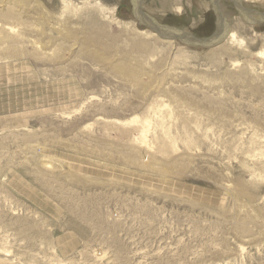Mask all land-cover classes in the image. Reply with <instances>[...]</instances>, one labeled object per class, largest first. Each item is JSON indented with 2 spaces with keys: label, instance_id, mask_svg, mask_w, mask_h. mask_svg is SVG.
<instances>
[{
  "label": "rangeland",
  "instance_id": "rangeland-1",
  "mask_svg": "<svg viewBox=\"0 0 264 264\" xmlns=\"http://www.w3.org/2000/svg\"><path fill=\"white\" fill-rule=\"evenodd\" d=\"M101 2L97 44L61 0L14 6L22 40L0 20V264H264V24L223 0L219 45L158 37L140 56L131 0ZM210 2L143 10L208 38Z\"/></svg>",
  "mask_w": 264,
  "mask_h": 264
},
{
  "label": "bare ground",
  "instance_id": "bare-ground-1",
  "mask_svg": "<svg viewBox=\"0 0 264 264\" xmlns=\"http://www.w3.org/2000/svg\"><path fill=\"white\" fill-rule=\"evenodd\" d=\"M245 1L246 3H252L253 1H257V0H243ZM19 3H23V0H13L11 1V3H9V5L7 3L4 2V0H1L0 2V20H1V23H3V27L6 28V30L8 31V34L15 37V38H22L21 35L19 34L20 32H18L19 30H17L18 26L20 25H25L26 24V20H25V17H23V14H26V13H21L16 11V8L17 6L15 7L14 9V6L17 4L18 7L19 6ZM61 3L63 5V9H62V15L64 16L65 13L67 12H70L72 14H74L75 16H78L79 14L81 15L80 17H84L86 19V29L88 31V33H90V35L92 34V38H89L88 41L89 43H94V44H97L95 42V38H97V36H99V31L100 30V27L101 25H99L100 23H97L96 21L97 20V16L98 15H101L102 17H107V16H104L103 13L106 11V9L104 8V5L102 4L101 0H82L80 6L79 5H76V3H74L72 0H61ZM206 5L209 6V2L206 1ZM11 4V5H10ZM24 4H25V1H24ZM212 4V3H211ZM25 6V5H24ZM27 6V5H26ZM213 6V5H212ZM204 7V6H203ZM209 8V7H207ZM79 9H86L85 12H80L81 10ZM22 10V9H21ZM29 10V9H28ZM110 10V9H109ZM115 10L116 8H113L111 10L112 12V21H117V18L114 19V14H115ZM206 10V9H205ZM145 11V10H144ZM25 12V11H24ZM80 12V13H79ZM177 12L178 13H181L182 12V8L178 6L177 8ZM210 12V11H209ZM106 13V12H105ZM28 14V12H27ZM36 14V13H35ZM110 14V13H109ZM26 16V15H25ZM61 16V18L63 17ZM108 18V17H107ZM79 19V18H78ZM30 21V19H28ZM93 20V21H92ZM10 21L14 22V24L16 23L18 26L16 25H10L8 23H10ZM31 23V22H30ZM120 23V22H119ZM134 24V23H133ZM82 25V24H81ZM26 26V25H25ZM83 26V25H82ZM109 26V25H108ZM258 26V25H257ZM256 26H252L251 28L252 29H255ZM260 27V26H259ZM20 29V28H19ZM258 29V28H257ZM5 30V29H4ZM83 30V29H81ZM95 30V32H94ZM85 31V30H84ZM2 32V31H1ZM72 32H76V31H72ZM79 32V31H78ZM189 32V31H188ZM77 34V33H76ZM79 34V33H78ZM86 34V33H85ZM96 34V36H94ZM12 37V38H13ZM73 37V36H72ZM159 36L156 34V33H153V32H149V31H142L141 32V36H138L131 41V45H132V49L135 51L133 53H136L137 52V55H142V54H147V53H144L145 52V48H148L150 49V43L147 41L145 42V40H157ZM3 38V37H2ZM133 38V37H132ZM22 40V39H21ZM144 40V41H143ZM14 41V39H13ZM159 41V39H158ZM170 44L172 45L173 43H176V41L174 42L173 40H169ZM6 42L2 43L1 45L5 44ZM23 43V41H22ZM125 43V41H124ZM229 43H231L232 45H239V46H243V44H245V41L244 39H242L238 33L236 31H233V32H230L229 34ZM129 44V43H128ZM127 42H126V45L128 46ZM41 46V45H40ZM152 46V45H151ZM226 46V45H225ZM3 47V46H2ZM80 47V46H79ZM122 47V46H121ZM154 47V46H153ZM5 48V47H4ZM3 48V49H4ZM120 48V47H119ZM173 48V47H171ZM178 48V47H177ZM79 49V48H78ZM125 49V48H124ZM130 51H131V48L129 47ZM152 49V48H151ZM183 49V48H182ZM118 50V48H117ZM123 50V48L121 49ZM132 50V51H133ZM154 50V49H153ZM81 51V50H80ZM146 51L148 52V50L146 49ZM178 51V50H177ZM225 51V50H224ZM122 52V51H121ZM127 53V52H126ZM149 53V52H148ZM177 53V52H176ZM125 54V53H123ZM20 55V54H19ZM25 55V54H24ZM23 55V56H24ZM128 55V54H126ZM142 55V56H144ZM262 56H264V52L261 53ZM125 56V55H124ZM138 56V57H140ZM123 57V55L121 56ZM25 58V57H24ZM126 58V57H125ZM128 58V56H127ZM134 58V57H133ZM144 58V57H143ZM142 58V59H143ZM120 59V58H119ZM130 59V58H129ZM128 59V61H129ZM141 59V60H142ZM193 59V58H192ZM123 60V59H122ZM125 60V59H124ZM137 60V59H136ZM100 61V59H99ZM120 61V60H119ZM132 61V60H131ZM139 61V60H138ZM107 63V62H106ZM139 64V63H138ZM119 65V64H117ZM126 65V64H125ZM140 65V64H139ZM127 66V65H126ZM140 67L137 65V68ZM128 68V67H127ZM130 68H133V67H130ZM129 69V68H128ZM140 69V68H139ZM143 69V68H142ZM145 69V68H144ZM123 70V69H122ZM125 71L128 72L127 69H125ZM132 71V70H131ZM136 71V70H135ZM143 71V70H142ZM121 72V71H120ZM139 72V71H138ZM145 72V71H144ZM117 73V72H116ZM123 73V72H121ZM130 73V72H129ZM141 73V72H140ZM119 74V73H118ZM133 74L131 76V78L134 80V82H137V83H140L139 82V74L138 73H132ZM130 74V75H131ZM153 74V73H152ZM124 75V74H123ZM122 75V77H123ZM129 75V76H130ZM142 75H144V73H142ZM152 76V75H151ZM129 80V79H127ZM151 80V79H150ZM142 81V79H141ZM132 82V80H131ZM143 83V82H142ZM140 85V84H139ZM138 85V86H139ZM141 87V86H140ZM139 87V88H140ZM144 88V87H143ZM194 109V108H193ZM190 110V109H189ZM151 129V128H150ZM149 129V130H150ZM148 130V131H149Z\"/></svg>",
  "mask_w": 264,
  "mask_h": 264
},
{
  "label": "water",
  "instance_id": "water-1",
  "mask_svg": "<svg viewBox=\"0 0 264 264\" xmlns=\"http://www.w3.org/2000/svg\"><path fill=\"white\" fill-rule=\"evenodd\" d=\"M223 0H212L217 16V26L215 32L208 38H197L192 33L185 30H179L168 26L158 24L153 18L143 10L144 0H137L134 3V16L140 25L147 27L153 33H156L159 38L163 40L179 41L184 45L191 47L213 48L219 45L226 37L228 31L227 20L223 16L220 3ZM231 1L236 10L242 16L244 21L251 26H257L264 24V12L246 8L243 4V0H229Z\"/></svg>",
  "mask_w": 264,
  "mask_h": 264
},
{
  "label": "flooded vegetation",
  "instance_id": "flooded-vegetation-1",
  "mask_svg": "<svg viewBox=\"0 0 264 264\" xmlns=\"http://www.w3.org/2000/svg\"><path fill=\"white\" fill-rule=\"evenodd\" d=\"M135 1H137V0H131V2H132V5L134 6V3H135ZM229 1V0H228ZM211 2H212V0H211ZM210 2V3H211ZM231 2V1H230ZM232 3V2H231ZM233 4V3H232ZM212 5V4H211ZM234 5V4H233ZM213 7V6H212ZM236 9V8H235ZM213 11L215 12V10H214V7H213ZM237 11V10H236ZM215 15H216V13H215Z\"/></svg>",
  "mask_w": 264,
  "mask_h": 264
}]
</instances>
